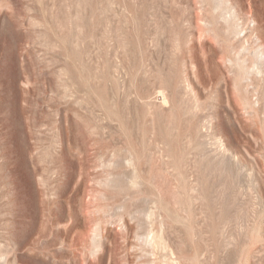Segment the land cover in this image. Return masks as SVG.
Masks as SVG:
<instances>
[{
  "label": "rangeland",
  "instance_id": "374dc122",
  "mask_svg": "<svg viewBox=\"0 0 264 264\" xmlns=\"http://www.w3.org/2000/svg\"><path fill=\"white\" fill-rule=\"evenodd\" d=\"M235 3L237 38L213 0H0V264H264V0Z\"/></svg>",
  "mask_w": 264,
  "mask_h": 264
},
{
  "label": "bare ground",
  "instance_id": "6f19581e",
  "mask_svg": "<svg viewBox=\"0 0 264 264\" xmlns=\"http://www.w3.org/2000/svg\"><path fill=\"white\" fill-rule=\"evenodd\" d=\"M213 1L215 2V4L212 7V10L214 12H216V11L219 12L218 18H221L224 21V24L227 28V32L234 34L236 38L238 36H240L245 31V29L243 28V26L239 22V16L237 15L238 13L236 12L237 7H236L235 2H237V0H213ZM213 11H211V13ZM214 19H212V20H214ZM213 22H215V20ZM252 61L253 62H252L251 68L257 69L259 74L264 75V48H262L260 46L253 53V60ZM241 67L244 70V67L243 66H241ZM243 73L245 74L246 71H244Z\"/></svg>",
  "mask_w": 264,
  "mask_h": 264
}]
</instances>
